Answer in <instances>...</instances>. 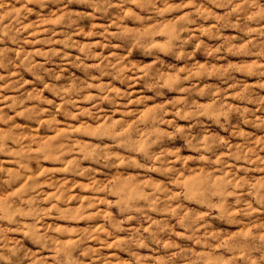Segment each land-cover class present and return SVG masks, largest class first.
I'll list each match as a JSON object with an SVG mask.
<instances>
[{
	"label": "clouds",
	"instance_id": "9594fccd",
	"mask_svg": "<svg viewBox=\"0 0 264 264\" xmlns=\"http://www.w3.org/2000/svg\"><path fill=\"white\" fill-rule=\"evenodd\" d=\"M0 264H264V0H0Z\"/></svg>",
	"mask_w": 264,
	"mask_h": 264
}]
</instances>
